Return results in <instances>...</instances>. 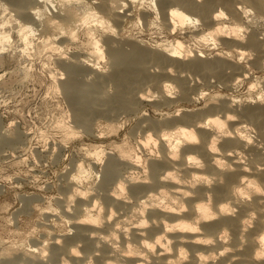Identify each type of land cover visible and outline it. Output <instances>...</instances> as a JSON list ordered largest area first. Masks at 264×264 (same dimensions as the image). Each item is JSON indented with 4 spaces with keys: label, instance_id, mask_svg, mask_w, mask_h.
I'll return each instance as SVG.
<instances>
[{
    "label": "rangeland",
    "instance_id": "374dc122",
    "mask_svg": "<svg viewBox=\"0 0 264 264\" xmlns=\"http://www.w3.org/2000/svg\"><path fill=\"white\" fill-rule=\"evenodd\" d=\"M7 1L10 8L4 4L6 10L0 2V29L8 20L13 23L12 40L6 45L9 49L0 51V264H61L64 260L67 264H105L108 260L117 264L112 247L125 248L123 235L132 237L127 228L139 224L140 218L145 221L149 209L145 213L142 206L135 204L137 194L126 190L122 197L117 187L114 192L112 185L119 180L114 176L120 174L126 180L149 177V164L160 155L159 143L156 147L153 140L148 142L149 135L156 139L151 126L179 110L191 113L202 109L213 99L257 96L258 81L264 84V65H252L253 55L243 58L236 46L225 45L219 37L216 41L202 38L213 29L204 25L206 21L177 24L174 29L165 25L163 8H167L166 4H170L169 9L176 6V0H156L161 4L157 6L152 0H130L129 8L125 5V10L120 9L124 10L121 17L105 11L103 0H28L25 10L30 13L21 11L14 2L19 0ZM205 1L198 0L197 6L202 7L208 2ZM223 1L218 0V5L227 18L219 22L240 23L232 14L233 7L247 3ZM62 7L71 10L67 12ZM64 12L77 14L78 22L61 31L60 24L69 15ZM88 12L94 13L97 20L82 22L79 18ZM254 12L257 13L255 9ZM254 12L245 36L264 32V15L259 19ZM193 17L201 20L196 14ZM24 31L32 32L28 36L31 43L29 38L24 39ZM96 41L103 52L96 48ZM179 41L202 53L203 60L223 58L228 64L224 70L230 69L228 62L242 66L248 77L232 79L229 84V79L221 77L215 67L196 73L179 64L180 58L167 62L156 59L155 52L171 53ZM161 79H170L174 86L170 102L161 96L156 83ZM185 85L196 89L188 99H182L184 95L180 94ZM138 93L148 98L139 102ZM123 153L137 166L118 165L117 158H122ZM89 232L101 237L87 239ZM70 247L80 251L81 260L73 261L63 253ZM104 247L111 251L106 252ZM259 259L252 264H262L264 255Z\"/></svg>",
    "mask_w": 264,
    "mask_h": 264
},
{
    "label": "bare ground",
    "instance_id": "6f19581e",
    "mask_svg": "<svg viewBox=\"0 0 264 264\" xmlns=\"http://www.w3.org/2000/svg\"><path fill=\"white\" fill-rule=\"evenodd\" d=\"M27 1L28 0H19L14 2L18 3V7H21L22 11V9L25 10V8H27ZM128 1L130 0H103L102 2L106 8L105 11L114 12V15L121 17L120 13L124 12L126 9L125 5H127ZM166 1L163 0V2ZM243 1L247 3V5H242L240 7L235 5V7H233L235 9H233L232 13L238 18V21H241L240 23L225 24V21L219 22L220 19L225 20L227 16L225 11L219 7L218 0H206L205 2L207 3H204V5L202 4V7L197 6L198 0H176L175 4L178 6H171L170 9V4L165 3L167 8H165V6L164 8L162 7L164 11L162 19L166 22L165 25L168 24V27L172 25L171 27H173V29L176 28L177 24L185 26L186 23L190 24L193 21L197 23L198 21H200V23L201 21H206L207 23H204V25L208 24L213 26V29L211 32H208L209 34L203 35L204 37L201 36L202 38L216 41L219 37L221 42L223 40L225 45L232 47L236 46V48L240 50L243 58L248 55H253L251 56L252 65L261 68V66L264 65V32L261 34L257 32L260 36L253 30L254 33L251 32L246 36L245 33L249 31L246 30L247 22L250 23L249 21L252 17L250 14L254 12V9L257 12H254V14H259V19L260 15H264V0ZM0 2L3 6L9 1L0 0ZM76 2L78 1L76 0ZM152 2L157 6V4H160L157 2L162 1L159 0L156 2V0H152ZM223 2L231 4L232 0H224ZM7 5L6 8L9 9L10 7ZM160 5H158L157 8H161L159 7ZM248 6H250L251 9L247 8ZM87 7L90 6L87 5ZM101 7L103 6L101 5ZM65 8L63 9L65 10ZM34 9L35 8H33V10ZM99 9L101 10V8ZM70 10L67 11L66 8L67 12H70ZM25 11L30 13V10ZM105 11L103 10V12ZM190 12L194 13V15L196 14L201 20L197 17L194 18V15ZM59 15L61 16L63 14ZM65 16H67L65 19L66 24H60L61 31L68 27L70 28L78 22L77 14H72L71 12V15L70 13H66ZM11 18L13 19V17ZM255 18L256 17H254V22H256ZM79 19L85 23H89V20H97L95 14L92 12L86 13ZM10 23L11 21L8 20L6 24L3 23L2 29H0L1 52H3L5 47L8 48L6 45L12 40V33L10 31L12 27ZM89 29L91 30V28ZM22 33L25 37L24 39L28 40L32 32L24 31ZM33 33L35 32L33 31ZM220 36H223V38L225 36L226 39ZM95 45L99 51L100 49L102 50L99 41H96ZM155 53L156 59H160L161 61L164 60V62L166 60L174 61V58L175 60L180 58V61L178 60L179 64L186 65L185 67L190 70L195 69L196 73H199L201 70L210 71V68L215 67L217 68V73H219L221 77H226L227 81L229 79V84L232 79L239 81L242 77H248L245 71L246 69L242 66L228 62L230 67L229 70L231 71L227 70V68L224 70L225 64L227 63H225L222 56V60L216 58V60L213 61L203 60L202 53H196L194 50L187 48V46L185 47L184 43L181 41L177 42L175 49H173L171 53H158V51ZM25 56L27 57V55ZM193 57H195L194 61H187ZM139 59L141 61V58ZM138 63L139 61L137 64ZM156 83L159 86L163 99L170 102L168 100L172 97L171 94L174 87L170 79L169 82L161 79ZM258 84V90H256L257 88L254 89L259 91L257 96L246 99L225 98L219 99V101H214L213 99L212 102H207L206 105L208 104V106L202 109L192 111L191 113L181 112L179 110L177 114L168 117L169 119L163 122L153 123V126H151L152 124L150 125L156 131V139H154L152 135H149L148 142L153 140L156 143V147L158 143L160 145L158 150L160 155L156 157V159L151 160L149 164L151 168V173L149 172L150 176L148 177L147 175L143 180H136L134 178L126 180L121 177L120 174L114 176L116 179L119 178L116 184L112 185L114 186V192L119 188L120 193L118 195L125 193L126 190L134 194V196L137 194L135 197V199H137L135 204L139 207L142 206L141 208L145 213L147 208L149 209L148 218L145 220L142 216L145 221L141 222L142 219L140 218L141 221H139V224H131V227L129 226V228H127L130 230L129 232L132 237L129 238L128 235H123L122 240L125 248L121 249V247H117L119 248L118 250L115 246L112 247V251L118 257L116 262H122V264H245V262H249L248 264H252L259 261V258L264 255V90L262 89L264 88V84L263 81H258ZM231 85L234 86L235 84ZM253 85L256 86L255 84ZM194 90L196 89L191 86H186L180 93L186 98L180 97H182V99H188L187 97H192L191 93H193ZM138 94L139 97L137 96V99L139 102L148 98L145 96V93ZM142 144L147 145L146 142ZM120 149L123 150L122 148ZM101 152L103 153V150ZM98 153L99 152H97V154ZM123 155L124 156H121L122 158L118 159L120 156L117 158V162L119 161L118 165L121 163L131 168L137 166L134 161L128 159L129 157H127L126 154L123 153ZM148 178L149 181L147 180ZM126 181L128 187L125 184ZM110 198L114 200V198ZM117 198H119V196ZM120 199H118V201H120ZM115 201L117 202V200ZM128 201L129 199H126L127 203ZM126 202L124 203L125 205ZM136 205H133V207H136ZM137 209L139 210V208ZM147 221H150V223H147ZM142 223H147V225L142 226ZM87 228L93 231L96 230V228L94 230L92 226ZM90 232L86 233L88 234L86 236L83 235L85 234L83 233L82 236H85L87 239H91V237L94 236L93 239H95L98 233L93 235L94 232L93 234ZM129 232L127 234H129ZM99 236L101 237L100 234ZM105 238L106 236H103L101 239L104 240ZM105 245L106 243L104 246ZM64 246L65 245H63V247ZM97 246L98 244L96 247ZM106 248L108 249L107 246ZM107 249H105V251ZM79 252V250L70 247L69 250L67 249L66 252L64 250L63 253H66L71 260L79 261L82 257V254H79ZM187 257H190V259H187ZM108 261L109 262L105 264H114L113 261ZM61 264H67V262L64 260Z\"/></svg>",
    "mask_w": 264,
    "mask_h": 264
}]
</instances>
